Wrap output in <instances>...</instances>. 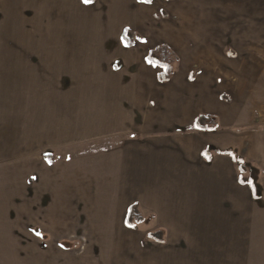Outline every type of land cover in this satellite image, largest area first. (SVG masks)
<instances>
[{
  "label": "crops",
  "instance_id": "0c3cea01",
  "mask_svg": "<svg viewBox=\"0 0 264 264\" xmlns=\"http://www.w3.org/2000/svg\"><path fill=\"white\" fill-rule=\"evenodd\" d=\"M156 1L0 0V264H264V129L242 121L255 81L236 63L258 51L247 30L264 44V0H214L248 44L216 53L212 77L147 43ZM162 44L180 59L168 83L148 60Z\"/></svg>",
  "mask_w": 264,
  "mask_h": 264
},
{
  "label": "rangeland",
  "instance_id": "374dc122",
  "mask_svg": "<svg viewBox=\"0 0 264 264\" xmlns=\"http://www.w3.org/2000/svg\"><path fill=\"white\" fill-rule=\"evenodd\" d=\"M213 3L214 0H174L171 3H166L164 0L160 3L156 1L153 8L160 12L158 28L154 34L151 31L148 33L147 43L150 45L157 40L173 42L181 51L182 62H187L188 66H192L194 76H197L200 68H205L207 69V71L204 69L205 74L212 77L216 53L219 55L218 52L229 44L235 45L237 42L248 44V39H245V36L236 37L232 31L238 29V27L233 28V24L236 22L244 31L243 24L246 22L239 23L241 18H238L236 22L229 21V15L221 13V19L223 16L227 18L220 23L218 11L214 8ZM230 15L235 16V14ZM258 26L247 30L250 35H253L252 40L254 41L249 45V48H256L258 51L242 53L240 54L242 58H238L239 61L236 60L239 67L238 76L253 77L255 81L252 85L247 86L252 93L245 102L247 116L242 118L244 124L247 122L246 129L253 131L264 129V52H260L261 48L264 50V44L261 47ZM242 102L235 100L234 103L242 104ZM83 247L81 246V248Z\"/></svg>",
  "mask_w": 264,
  "mask_h": 264
},
{
  "label": "trees",
  "instance_id": "16d2710c",
  "mask_svg": "<svg viewBox=\"0 0 264 264\" xmlns=\"http://www.w3.org/2000/svg\"><path fill=\"white\" fill-rule=\"evenodd\" d=\"M92 1L95 0H91V2ZM141 1L145 2V0ZM164 16L166 15L164 14ZM123 37L126 45L131 47L134 46L135 40H141L140 36L134 34L129 29H126L124 31ZM148 60L163 69L162 73L159 75L160 82L168 83L172 79L174 75L175 64L178 62V57L169 46L162 44L155 47L150 51ZM215 122L216 118L212 116L202 115L197 118V126L202 130L212 128ZM228 153L232 155V157L238 164V168L240 171V182L243 180V184H248L251 187L254 199H260L262 196V186L259 183V170L250 163L246 162L243 157L238 156L234 151H230ZM142 220L143 217L139 212L138 205L132 206L128 215V225L130 227H134L137 223L142 222ZM156 236L158 235H151L152 238H157L158 240L162 241L160 237L158 238Z\"/></svg>",
  "mask_w": 264,
  "mask_h": 264
},
{
  "label": "snow or ice",
  "instance_id": "6c2138e0",
  "mask_svg": "<svg viewBox=\"0 0 264 264\" xmlns=\"http://www.w3.org/2000/svg\"><path fill=\"white\" fill-rule=\"evenodd\" d=\"M85 3H89L91 2V0H84ZM145 2H151V0H145ZM229 55H231V53H229ZM244 181L242 180L241 183H243ZM250 183V182H249Z\"/></svg>",
  "mask_w": 264,
  "mask_h": 264
}]
</instances>
